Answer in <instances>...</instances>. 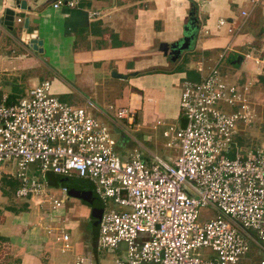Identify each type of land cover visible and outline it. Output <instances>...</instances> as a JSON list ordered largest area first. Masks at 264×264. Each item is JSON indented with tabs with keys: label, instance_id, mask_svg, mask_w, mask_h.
Wrapping results in <instances>:
<instances>
[{
	"label": "built area",
	"instance_id": "1",
	"mask_svg": "<svg viewBox=\"0 0 264 264\" xmlns=\"http://www.w3.org/2000/svg\"><path fill=\"white\" fill-rule=\"evenodd\" d=\"M79 1L54 5L75 7ZM245 56L264 68V57ZM249 90V83L229 80L219 61L200 78L185 79L183 124L157 122L174 150L166 159L158 153L146 157L138 148L122 154L107 124L86 107L61 100L45 80L18 99H0V173L16 162L17 195L46 194L54 208L63 205L69 188L62 187L59 197L47 192L48 172L92 181L105 204L98 247H126L116 264H237L251 244L264 248V145L245 149L239 143L242 125L256 115ZM114 117L139 126L131 108L118 109ZM204 207L216 215L200 221ZM62 239L69 249V234ZM76 264L95 261L83 254Z\"/></svg>",
	"mask_w": 264,
	"mask_h": 264
},
{
	"label": "crops",
	"instance_id": "2",
	"mask_svg": "<svg viewBox=\"0 0 264 264\" xmlns=\"http://www.w3.org/2000/svg\"><path fill=\"white\" fill-rule=\"evenodd\" d=\"M16 1L0 0V99H18L45 80H56L59 92H68L64 82L72 83L77 72L85 74L88 90L97 93V82L109 70L120 74L114 78L130 81V102L135 105L130 108L139 123L135 130L144 135L152 128L157 135L165 128L159 120L183 124L180 95L185 79L200 78L218 61L231 81L239 74L249 79L264 74L245 56L257 55L259 42H264V0H80L75 7H55L57 0H27L28 9ZM8 9L14 16L11 24L5 23ZM26 18L29 39L43 41V51L34 49L25 36ZM221 19L227 23L220 25ZM229 27L240 33H231ZM188 31L196 35L177 57L171 47L168 53L161 48V43L182 42ZM36 59L54 69L46 70L40 82L29 72ZM225 64L238 73H225ZM99 113L114 122V114ZM155 134L144 137L154 139ZM133 139L143 142L138 136ZM7 172L0 177V264H76L83 254L91 255L95 264H116L118 258L106 261L94 249L97 214L104 212L105 204L92 181L48 172L47 192L59 197L62 187L69 188L63 205L54 208L46 194L18 196L20 179ZM63 233L69 234V249ZM125 248L121 244L116 250L122 253Z\"/></svg>",
	"mask_w": 264,
	"mask_h": 264
},
{
	"label": "rangeland",
	"instance_id": "3",
	"mask_svg": "<svg viewBox=\"0 0 264 264\" xmlns=\"http://www.w3.org/2000/svg\"><path fill=\"white\" fill-rule=\"evenodd\" d=\"M257 52L258 56L264 57V42H259V48ZM33 65L34 67H32L29 72L30 74L35 75L37 77V82H40L42 79L45 78L44 76L46 75V70L48 71L47 73L54 72V69H51V66L47 65V63L45 64V62H43V60L41 59H36V63ZM223 69L225 73H228L230 75H233L237 72L235 70V67H232L229 64H225ZM263 69L264 68H262V70ZM84 77V73L80 75L79 72H77L76 76L72 78V83L65 81L64 83L68 85L67 87H69L68 92H59L61 90L58 89V84L54 82L56 80L52 81V87L56 91H58V93H55L58 94L61 100L69 104L86 107L90 114L96 116L102 122L107 124L111 129L113 136L118 140V142H120L119 151L121 153L128 155L135 148H138L145 152V156L156 152L162 157L168 159V156L174 154V150L166 145L167 140L166 137L163 135V130L161 128L160 132L157 135L155 134L156 130L152 128L146 129L144 135L143 133L138 134L139 132L136 131L134 128L126 126L123 120L119 121L117 118L113 117L114 122H112L105 115L99 113L101 112V110H105L108 111V113L115 115L118 109L123 106H127L129 108L131 107L132 109L135 108V105L130 102V94L132 92V87L129 79L119 80L117 78H114L112 71L109 72V70H107V73L104 75V77L101 76L100 80L97 82L98 89L96 93L93 90H88L91 84L85 82L83 80ZM235 77V80H237L241 84L249 83L250 90L248 91V94L250 93V100L256 112L255 119L250 124H246L242 127L243 130L241 129L242 134L239 136V143L242 144L245 149H252L263 146L264 74L262 73L250 79L244 75L242 76L241 74ZM67 78L68 76H66V79ZM147 133H154L156 135V138L148 140L145 139L144 136ZM134 136L141 137L143 139V142L139 143L134 139L133 141L130 140V137L133 138ZM29 169L32 170V165H30ZM18 170L19 169L16 162L6 163L2 167L0 177H2L4 171H8L7 173H13V176L15 174L17 175ZM107 203L110 205L109 207H113L115 205L114 203H112L111 200H108ZM200 214V221H204L208 217L215 216L216 210L211 207H204L200 210ZM255 245H251L248 252L242 257V259H240L237 264H261V260L264 259V248H258ZM94 249H96L98 256L105 259L106 261L113 262L116 258L126 257L125 252L121 253L119 250L116 249H101L99 247Z\"/></svg>",
	"mask_w": 264,
	"mask_h": 264
},
{
	"label": "water",
	"instance_id": "4",
	"mask_svg": "<svg viewBox=\"0 0 264 264\" xmlns=\"http://www.w3.org/2000/svg\"><path fill=\"white\" fill-rule=\"evenodd\" d=\"M17 5L19 7H21L22 9H28L29 6L27 5V0H17L16 1ZM10 13H7L6 15V19H5V23L6 24H11L13 23V19H14V16H13V11L9 10ZM195 21L197 20L196 18H193ZM29 27V18H26L25 20V33H26V37L28 38V40L30 41V45L38 50V51H43V47H41L43 45V41L39 40L36 36H34L33 38H31V40L29 39L31 36H30V33H27V28ZM196 35V32L195 31H188L187 34L184 36L183 38V41L182 42H175V43H172L171 46H169V43H161V48L164 49V51L166 53L169 52V48L171 47V51L170 53L173 54V58L177 57L178 55H180L181 51L184 50V49H188L190 47V44H191V41L194 39ZM115 76H120L119 73L115 72L114 73ZM73 193V191H72ZM74 194H76L74 192ZM88 195H92V192L89 191ZM81 197L83 198H86V199H89L90 201H92L89 197L87 198L86 196L81 195ZM102 214H101V211L99 214H97V222L99 223V220L101 218ZM96 222V223H97Z\"/></svg>",
	"mask_w": 264,
	"mask_h": 264
},
{
	"label": "trees",
	"instance_id": "5",
	"mask_svg": "<svg viewBox=\"0 0 264 264\" xmlns=\"http://www.w3.org/2000/svg\"><path fill=\"white\" fill-rule=\"evenodd\" d=\"M249 124H250V123H249ZM245 125H246V124H245ZM247 125H248V124H247ZM243 126H244V125H242V127H243ZM242 127H241V128H242ZM242 130H243V129H242ZM242 130L240 131V134H242ZM239 140H240V139H239Z\"/></svg>",
	"mask_w": 264,
	"mask_h": 264
}]
</instances>
